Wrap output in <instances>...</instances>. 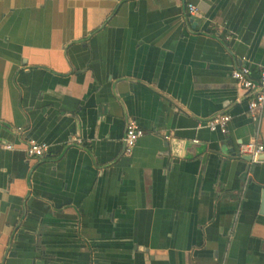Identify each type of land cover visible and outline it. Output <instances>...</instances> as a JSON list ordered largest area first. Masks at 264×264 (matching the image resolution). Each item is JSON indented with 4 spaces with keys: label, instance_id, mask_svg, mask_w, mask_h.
<instances>
[{
    "label": "crops",
    "instance_id": "crops-1",
    "mask_svg": "<svg viewBox=\"0 0 264 264\" xmlns=\"http://www.w3.org/2000/svg\"><path fill=\"white\" fill-rule=\"evenodd\" d=\"M262 66L264 0H0V264H264Z\"/></svg>",
    "mask_w": 264,
    "mask_h": 264
},
{
    "label": "built area",
    "instance_id": "built-area-1",
    "mask_svg": "<svg viewBox=\"0 0 264 264\" xmlns=\"http://www.w3.org/2000/svg\"><path fill=\"white\" fill-rule=\"evenodd\" d=\"M190 15L196 16L199 12L195 5L190 4L188 6ZM233 79L248 95L254 94L248 100V110L251 117L256 120L258 114L264 108V66L259 70L258 76L255 78L254 73L250 67H243L236 69L232 72ZM231 117L229 115H222L212 118L208 122V127L213 132H221L223 135L228 134L229 124ZM144 132L139 127L135 119L129 118L127 120L126 134L123 140L124 153L126 156L133 154L137 142L143 137ZM14 146L12 144H3L0 142V150H12ZM49 146L45 143H41L35 140L28 142L26 153L31 159H41L48 153ZM264 152V146L257 144L256 142H250L241 149L243 155H249L253 158H257L259 154Z\"/></svg>",
    "mask_w": 264,
    "mask_h": 264
},
{
    "label": "water",
    "instance_id": "water-1",
    "mask_svg": "<svg viewBox=\"0 0 264 264\" xmlns=\"http://www.w3.org/2000/svg\"><path fill=\"white\" fill-rule=\"evenodd\" d=\"M254 94H256V93L249 94V95L247 94V100H249ZM245 156L247 157V160L249 162H252L254 164L255 167L256 166H259L260 163L264 162V152H262L261 154H259V156H257V158H253L252 156H249V155H245ZM262 187H263V189H262V201H263V207H262V209H263V212L262 213L264 214V186H262Z\"/></svg>",
    "mask_w": 264,
    "mask_h": 264
}]
</instances>
